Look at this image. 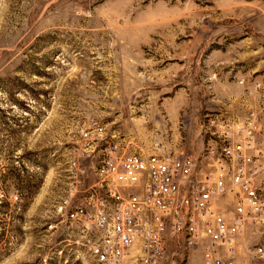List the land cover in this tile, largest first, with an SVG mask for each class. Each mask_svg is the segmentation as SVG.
<instances>
[{
	"label": "rangeland",
	"instance_id": "obj_1",
	"mask_svg": "<svg viewBox=\"0 0 264 264\" xmlns=\"http://www.w3.org/2000/svg\"><path fill=\"white\" fill-rule=\"evenodd\" d=\"M252 108L264 116V0H0V264H98L47 227L87 116L163 152L200 149L208 113ZM238 252L264 264L263 221Z\"/></svg>",
	"mask_w": 264,
	"mask_h": 264
},
{
	"label": "built area",
	"instance_id": "obj_2",
	"mask_svg": "<svg viewBox=\"0 0 264 264\" xmlns=\"http://www.w3.org/2000/svg\"><path fill=\"white\" fill-rule=\"evenodd\" d=\"M197 128L200 149L149 152L87 116L66 153L48 229L85 237L98 264H173L194 250L202 264H241L246 225L264 222V116L215 111Z\"/></svg>",
	"mask_w": 264,
	"mask_h": 264
},
{
	"label": "bare ground",
	"instance_id": "obj_3",
	"mask_svg": "<svg viewBox=\"0 0 264 264\" xmlns=\"http://www.w3.org/2000/svg\"><path fill=\"white\" fill-rule=\"evenodd\" d=\"M65 236H72L74 238V242H76L77 245L83 247L84 250H86L90 254V256L96 260L93 247L87 242V239L85 237H74L73 235H65Z\"/></svg>",
	"mask_w": 264,
	"mask_h": 264
},
{
	"label": "crops",
	"instance_id": "obj_4",
	"mask_svg": "<svg viewBox=\"0 0 264 264\" xmlns=\"http://www.w3.org/2000/svg\"><path fill=\"white\" fill-rule=\"evenodd\" d=\"M192 254V259H193V263L195 264V262H196V259H198L199 260V258H200V254H199V251L198 250H194V251H192L191 252Z\"/></svg>",
	"mask_w": 264,
	"mask_h": 264
}]
</instances>
